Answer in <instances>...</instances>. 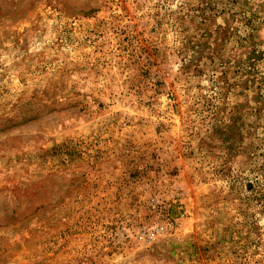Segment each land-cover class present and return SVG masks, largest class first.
Listing matches in <instances>:
<instances>
[{
	"label": "rangeland",
	"instance_id": "obj_1",
	"mask_svg": "<svg viewBox=\"0 0 264 264\" xmlns=\"http://www.w3.org/2000/svg\"><path fill=\"white\" fill-rule=\"evenodd\" d=\"M249 39L264 0H0V264H264Z\"/></svg>",
	"mask_w": 264,
	"mask_h": 264
},
{
	"label": "trees",
	"instance_id": "obj_2",
	"mask_svg": "<svg viewBox=\"0 0 264 264\" xmlns=\"http://www.w3.org/2000/svg\"><path fill=\"white\" fill-rule=\"evenodd\" d=\"M246 43L251 48L248 56L243 60L234 62L232 65L231 61L219 62L220 78L223 79L224 84H228L230 81L234 82L235 86L245 84L246 90L253 91L264 98V50L257 49L251 39ZM261 118H264V104L258 116L259 120Z\"/></svg>",
	"mask_w": 264,
	"mask_h": 264
}]
</instances>
